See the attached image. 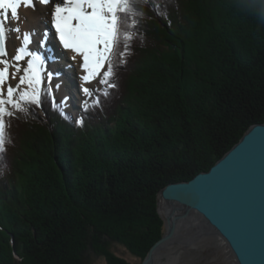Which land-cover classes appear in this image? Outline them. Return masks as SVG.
I'll return each instance as SVG.
<instances>
[{"label": "trees", "instance_id": "16d2710c", "mask_svg": "<svg viewBox=\"0 0 264 264\" xmlns=\"http://www.w3.org/2000/svg\"><path fill=\"white\" fill-rule=\"evenodd\" d=\"M131 2L81 122L49 87L5 117L0 264H142L166 232L158 193L264 123V0Z\"/></svg>", "mask_w": 264, "mask_h": 264}, {"label": "water", "instance_id": "95a60500", "mask_svg": "<svg viewBox=\"0 0 264 264\" xmlns=\"http://www.w3.org/2000/svg\"><path fill=\"white\" fill-rule=\"evenodd\" d=\"M157 205L166 232L142 264L203 245L227 264H264V123L251 126L208 172L163 188Z\"/></svg>", "mask_w": 264, "mask_h": 264}, {"label": "snow or ice", "instance_id": "6c2138e0", "mask_svg": "<svg viewBox=\"0 0 264 264\" xmlns=\"http://www.w3.org/2000/svg\"><path fill=\"white\" fill-rule=\"evenodd\" d=\"M38 2L47 6L53 0ZM35 6V0H0V153L5 151L8 140L5 117L13 116L10 109L23 112L24 105L41 104L42 59L28 47L32 34L29 32L21 34L19 27V10L22 7L35 10ZM129 15H135L131 0H57L55 3L51 14V26L54 27L63 47L83 58V69L87 73L83 77L85 82L90 83L106 62L109 67L102 82L113 76L110 63L113 49L119 45L121 35L125 41L132 39L125 30ZM12 33L18 34L21 46L9 59L7 42ZM127 47L126 44L125 48ZM26 59L25 74L20 77L19 85L9 84V79H15V73L20 71L19 62ZM10 69H13L12 73ZM20 85H26L31 91L21 90ZM84 92L90 95L87 88H84Z\"/></svg>", "mask_w": 264, "mask_h": 264}, {"label": "bare ground", "instance_id": "6f19581e", "mask_svg": "<svg viewBox=\"0 0 264 264\" xmlns=\"http://www.w3.org/2000/svg\"><path fill=\"white\" fill-rule=\"evenodd\" d=\"M56 2L57 0H53L52 3L45 6V5H41L38 2V0H35V4H36L35 10H33L32 8L22 7L19 10L20 12L19 27L21 29V34L25 32H29L32 34L31 44L28 47L34 53H36V50H40L42 51V53L46 52L48 59L50 58L52 59V61L50 62L52 64L54 71L59 69L60 73L55 75V77L52 78L54 90L55 91L58 90L56 92H60L61 90L62 93H67L69 96H70V93L71 95L74 94L76 98L75 99L72 98L70 101V102H74V100L77 101V97L79 100H81L83 93H85L84 88L88 89L89 82H85L83 80V77L87 75V73L83 69V58L79 56L78 54L72 52L71 50L65 49L62 43L59 41L58 34L55 33L54 27L51 26V14H52V11L54 10V5ZM9 23H12V22L9 21ZM45 33H47V35H43ZM50 33L54 34V37L58 43L57 48H59L62 52H64L67 57V61L65 62L66 66L64 67V69L58 68L57 63L53 61L54 55H51V53L49 54V51H47L48 49L46 48L44 37L48 36ZM17 35L18 34L16 33H12L11 38L7 42V50L9 53V57H8L9 59H11L15 55L16 49L21 46V39H18ZM37 35H39V38L37 37ZM46 55L44 54V56ZM14 63L16 62L14 61ZM26 64H27V59L25 61L19 62L20 71L15 73V76H16L15 79L10 78V81L13 85H19L20 77L25 74ZM46 66L47 67L49 66L48 62L47 64L46 63L42 64V67L40 69L41 79L45 81V84H46V79L48 78L47 77L48 70H44ZM64 70L68 71V74L65 73ZM12 72H13V69H10V73ZM69 80L72 83L74 82L72 86L66 85L65 81L69 82ZM78 80L80 81V83ZM60 81L64 83L66 86L64 87L57 86L58 84H60ZM76 82H78V85L76 84L75 86L74 84ZM20 88L21 89L27 88V86L20 85ZM67 94H63V95H67ZM73 109H76V107H73Z\"/></svg>", "mask_w": 264, "mask_h": 264}, {"label": "rangeland", "instance_id": "374dc122", "mask_svg": "<svg viewBox=\"0 0 264 264\" xmlns=\"http://www.w3.org/2000/svg\"><path fill=\"white\" fill-rule=\"evenodd\" d=\"M37 37L39 38V35H37ZM107 63L108 62H106L105 63V65H104V67L103 68H101L100 69V72L97 74V76L89 83V86H88V90H89V93H90V95L89 94H87V93H83V95H82V98H81V100H79L78 99V97H77V108L76 109H74L75 110V112H73L74 113V119L75 120H77L78 122H80L81 121V117H82V110L84 111V109L90 104V103H92V102H96L98 99H99V92H103V86H102V84H101V79H102V75L105 73V71H106V69H107ZM80 64V63H79ZM68 74V73H67ZM71 75V74H70ZM79 81V80H78ZM68 82V81H67ZM66 82V85H68V86H71V81L69 80V82L67 83ZM8 83L9 84H11V85H13L12 83H11V81H10V79H9V81H8ZM79 83H80V81H79ZM44 85H45V81L44 80H42V83H41V86H40V91H41V94H42V92H43V90H44ZM48 85L49 86H51V88H53L54 87V85L52 84V85H50L49 83H48ZM64 83H62L61 81H60V84H58L57 86H66ZM13 86H17V85H13ZM57 86H55V87H57ZM66 88V87H65ZM21 90H26V91H31V89H27V88H22ZM67 90H68V88H67ZM56 91H58V90H56ZM63 94H67V93H62V91L60 90V92H56L55 94H54V96L57 98V99H60V100H68V94L67 95H63ZM19 96V93H17V97ZM66 96V97H65ZM4 98L6 99L7 97H6V91H5V93H4ZM75 99L76 97L74 96V94H72L71 95V93H70V101H71V99ZM66 102H64V104H65ZM67 104V103H66ZM80 107L82 108V109H80ZM78 116H81V117H79V119H78ZM161 216V215H160ZM116 252L120 255V256H122V257H124V258H126L127 260H129V261H131V262H136L137 260L136 259H133L132 257H130V255H129V253L125 250V249H120V248H117L116 249ZM206 254H208V253H206ZM220 254V257L221 258H224V255L222 254V253H219ZM164 263L163 264H212L211 262L210 263H205V262H195V263H189L188 261H184V262H182V263H180L179 261H177V257L176 256H174V257H170L169 259H163L162 260ZM98 264H105V262H103V261H101L100 263H98Z\"/></svg>", "mask_w": 264, "mask_h": 264}, {"label": "flooded vegetation", "instance_id": "af4514ba", "mask_svg": "<svg viewBox=\"0 0 264 264\" xmlns=\"http://www.w3.org/2000/svg\"><path fill=\"white\" fill-rule=\"evenodd\" d=\"M208 253V254H206ZM220 252H217L215 249L203 246H197L192 248L190 251L181 250L179 255L177 256V261L180 263L184 261H188L189 263L195 262H205V263H212V264H227L224 261V258L220 257ZM169 259V258H164ZM164 262L162 261V264Z\"/></svg>", "mask_w": 264, "mask_h": 264}]
</instances>
